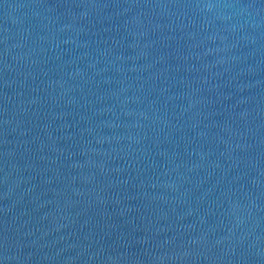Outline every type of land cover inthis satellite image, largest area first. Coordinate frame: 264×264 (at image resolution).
I'll use <instances>...</instances> for the list:
<instances>
[{
  "label": "water",
  "instance_id": "water-1",
  "mask_svg": "<svg viewBox=\"0 0 264 264\" xmlns=\"http://www.w3.org/2000/svg\"><path fill=\"white\" fill-rule=\"evenodd\" d=\"M0 264H264V0H0Z\"/></svg>",
  "mask_w": 264,
  "mask_h": 264
}]
</instances>
